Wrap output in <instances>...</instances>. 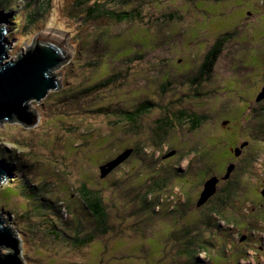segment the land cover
I'll list each match as a JSON object with an SVG mask.
<instances>
[{"label": "rangeland", "instance_id": "rangeland-1", "mask_svg": "<svg viewBox=\"0 0 264 264\" xmlns=\"http://www.w3.org/2000/svg\"><path fill=\"white\" fill-rule=\"evenodd\" d=\"M104 1L116 7L118 0ZM24 2L26 0H6L5 7L0 10V20L5 17L0 26L5 29L8 43L4 62L25 54L42 33L55 34L63 40V45L69 47V55L47 72L56 87L46 90L39 101L35 98L27 100L36 114L34 123L28 125L14 118L0 119V157L4 154L12 157L16 173V176L12 172L13 177L0 180V217H6L9 222L20 246L23 263L159 264L164 260L170 263L178 257L181 263L177 264H186V256L176 254L177 246L170 237L176 236L170 231L175 232L184 219L193 215V211H185L183 206L194 207L195 194L202 189L203 182L200 181L206 176V170L209 172L206 177L221 175L232 152L246 145L241 157L252 152L250 149L257 153L252 173L243 176L250 187L246 198H256L254 195L260 189L258 182L264 179L263 149L242 131L252 114L251 107L257 106L258 84L263 81L264 85V72H258L250 64V61L258 63L264 55L261 47H264V15L239 20L250 5L254 6L252 0H227L224 6L222 3L209 7L214 10H206L208 3L204 0H128L124 3L125 8L140 13L133 19L118 23H112L108 18L98 20L100 23L92 20L78 29L76 26L71 28L73 25L63 28L66 23L63 12L70 0H64L63 9L57 13L53 10L45 13L42 20L32 14L34 6L27 7ZM26 11L36 24L25 25ZM162 15L174 18L160 19ZM232 18L237 20L233 22V28L239 32L238 36L225 45L216 65L205 78L201 87L205 94L197 95L189 89L191 82L186 79L196 74L205 50L218 34L231 28L229 20ZM18 22L24 24V28L16 24ZM98 27L108 32L105 40L88 38L90 34H96ZM68 28L71 29L68 31ZM74 31L78 33L71 36ZM85 40L90 45L83 44ZM257 43H261L260 48L256 47ZM164 78H168L167 82ZM98 83L101 86L92 89ZM128 100L130 104L125 103ZM143 100L154 101L155 106L135 126L111 112L123 106L133 108ZM192 104H198V110L207 113L209 120L198 129L190 130L189 124L166 117L171 120L172 127L167 131L169 134L164 137V143L156 148L154 142L159 139L152 136H157L156 121L162 118L164 110L166 114L169 111L173 114L179 109H190ZM244 110L245 113L240 115ZM226 119L229 123H225ZM247 139L248 144L241 147ZM136 144L139 146L137 154L130 153L112 171L101 176L100 166L106 160ZM169 148L176 152L170 153ZM185 153L188 155L182 160L177 159ZM1 158L0 164L4 165ZM199 161L203 164L199 165ZM169 163L179 169L190 168L188 173H192L194 167H204L182 186H175L173 180L167 182L166 186L173 189L169 190L170 196L163 197L164 209L146 218V226L141 231L142 214L148 213L143 208L142 214L135 213L138 193L151 186L157 172L167 169ZM235 163L238 164L237 160ZM40 180L46 181L47 189L36 182ZM84 181L103 198L108 213L105 232L84 243H68L64 234L67 231L75 233L76 229L63 224L64 221L69 220L72 225L81 221L83 234L93 232V225L89 224L85 208L78 199L79 186ZM43 193L50 200L47 206H40L36 199ZM182 199H185L184 204H181ZM62 201L76 208L69 212L71 207L65 203L59 211L57 202ZM249 204L243 208L244 213ZM260 218L264 219L257 215L253 221V226L258 229L264 228ZM243 224L242 230L247 223ZM221 233L222 230L216 228L211 236L217 238ZM232 239L238 242L234 231L233 234L230 231L229 238L223 243ZM217 243L213 249L221 247V243ZM258 244L259 248L264 246L263 240L260 239ZM196 247L201 248L199 258H204V262L209 263L208 259L213 258L211 264H232L229 250L227 256H221L214 255L206 243H198ZM247 250L250 260L245 254L244 261H249L246 264L255 261V264H264L261 251L255 259L258 250Z\"/></svg>", "mask_w": 264, "mask_h": 264}, {"label": "trees", "instance_id": "trees-1", "mask_svg": "<svg viewBox=\"0 0 264 264\" xmlns=\"http://www.w3.org/2000/svg\"><path fill=\"white\" fill-rule=\"evenodd\" d=\"M109 1H111L112 3L114 2V0H109ZM127 1L128 0H118L117 6L112 7L110 4L105 3L104 0H70V4L67 7H65V13L63 12V14L65 15V21H66V23H64L65 26L63 28L73 25L71 28L76 26V28L79 29L84 24L91 22L92 20L96 23H100L97 21L104 20V18L110 19L112 23H118L122 21L131 20L135 16H138L140 13L138 12V10L134 11L133 9L129 11L128 9H126L124 3H127ZM204 1L208 3L207 7L205 8L206 10H208L210 9L209 7L211 5L221 6L220 4L224 3L222 5L224 6L227 0H204ZM252 1L255 2L254 6L250 5V9H248L247 11L245 10L242 13L243 16L239 19L240 21H245L252 15L254 17L264 15V0H252ZM5 2L6 0H0V10H2L1 8L5 7L6 5ZM63 3H64V0H26V2H24V5H26L27 7L31 6V8L34 6V8L32 9V14H35L36 16H38V19L42 20L43 15L49 12L50 10H53L54 13H57L59 9L61 8L63 9V6H64ZM201 8L204 9V7L202 6V3H201ZM210 10H214V9H210ZM247 12H251V13L248 14ZM233 14H235V12ZM24 15H25L24 16L25 25L36 24L35 23L36 21L33 20L29 16L28 11H26ZM164 18L173 20L174 17L171 18L170 15H162L160 17V19H164ZM2 20H5V17H2L0 21ZM234 21H237V20L233 18L232 20L230 19L229 22H231L232 24V26L230 25L231 28L226 29L225 31L224 30L221 31L218 34V36L214 39L213 43L209 45L208 49L205 50L204 59L202 63H200L199 66L197 67L196 74L194 76H191L190 79H186L187 82L188 81L191 82L189 89H192V91H194L195 94L197 95L205 94V91H203V88H201L204 85L205 78L208 76V73L210 72V70L216 65L220 55L224 51L225 45L228 42L237 38L239 32L236 31L235 28H233V26H235V24H233ZM225 23H226V27L228 28L229 27L228 21ZM16 24H19L21 27L24 28V24L20 22ZM71 28H68V31ZM77 31H74V33H72L71 36L75 35V32ZM107 34L108 32L106 30L101 31L100 28L98 27L96 34H90L88 38L94 37V40L96 41L101 40V39L105 40ZM83 44L87 46L90 45V43H88L87 40L83 41ZM260 44L261 43H257L256 47L258 48ZM72 47L74 46L72 45ZM261 47L264 49L263 46ZM133 53L134 51L131 53L129 52L126 55H130ZM140 54L141 53H139L138 56H141ZM259 61H261L262 63H259ZM259 61L258 63H254L250 61V64H253L255 69L258 72L260 71V73H262L264 72V69H263L264 55H263V58ZM247 65L249 64L247 63ZM167 79L168 78H164L163 80L167 82L166 81ZM262 83L263 81H261L260 84H258L259 89L257 88L258 90L256 91L255 97H257L258 100L255 99V101L257 102V106H255V108L251 107L252 114L248 117L247 125L244 127V129H242V131H245L247 134H249L252 137L250 139H253V142H256L261 145L262 147L261 150L263 149L262 153L264 154V97L262 98L258 97L259 92L263 89L262 87L264 86L262 85ZM105 84H107V82L104 83V85ZM100 86H101L100 83L95 84L92 86V89H97ZM80 93H82V91ZM130 102L131 101L128 100L125 103L130 104ZM170 104L173 105V102H170ZM154 106H155L154 101L143 100V101L137 102V104L133 108H127L123 106V107L117 108L112 111L110 110V111L114 115L119 116L120 119L124 121H128L129 124H131L132 126H135L139 123L141 119L143 120L142 118L143 115L144 116L147 115L149 111L154 108ZM198 107H200L198 104L196 105L192 104V107L190 109L187 108L188 110L179 109L176 111L177 113L175 112L177 117H175L174 112L172 114L169 110H167V112L168 111L169 112L168 114H166L164 110V115L162 116V118L156 121L157 123L156 126H158L157 136L155 135L152 136V138L158 137L159 139L158 142H154L155 147L157 148L164 143L165 141L164 137L169 134L167 131H169L170 128L172 127V124L170 122L171 120L166 117H169L172 119L176 118L175 120H177L178 123L189 124L190 130L198 129L207 120H209L208 114L199 111L198 109L200 108ZM243 113H245V110L240 115H242ZM240 115H239V118L241 117ZM233 129L234 128H232V130ZM243 144H244V141L243 143L240 144V146ZM127 149H131L132 150L131 153L137 154L139 146L136 144L133 148H127ZM127 149L125 148L123 151ZM145 149L146 147H144V150ZM250 150L252 152L249 151L246 157L242 156L240 159L237 160L238 164L235 166L236 168L234 169V171H232L233 170L232 169L231 171L227 172L228 165H226L223 168L221 175H216V174L212 175V177L214 175L215 177H217L218 182H216L215 184V189L213 193L205 201L197 205V202L200 197V192H201L200 190V192L199 193L197 192L196 194L197 197L195 198L193 208L190 209L191 206H188L187 208L186 206H183L185 211H193V215L191 216V218H188L187 220L184 219V223L179 228H177L175 232L170 231L171 233H175V236H176L174 237L173 235H171L170 237L174 238L173 241H175V245L177 246L176 251L178 253L176 254H180L179 256H181V254L186 256V259H187L186 264H197V263L211 264L214 262L213 258L211 260L210 258L208 259L209 263H207V260H205L204 262V258L203 259L199 258V255L202 254L201 252L202 250L201 248L196 247L198 243L208 244L209 247L212 248V252L214 253V255L220 254L221 256H227L229 254V258L233 259V254L235 253V250H233L232 247L234 243L231 240L229 241L226 240L227 242H224V243L223 241L224 239L229 238L230 231L233 234L232 228L233 227L236 228L239 222H240V225L242 226L244 225L243 224L244 222L247 223V226L249 224L248 226L249 233L247 232L249 241L247 244H245V247H244L245 250L242 249V251L240 252V255L238 254L239 260H240L238 261V264L241 263V261L244 260L246 256L248 259L247 248L252 251L257 250L256 244L258 243V239H255L256 236H254V233L256 232H258V234L264 233V228L260 227L258 229L254 227L253 221L256 220L255 217L257 215L262 217L264 216V213L258 212L261 210L255 207L254 205L255 199L246 198V196L248 195V192L250 193V191H248L247 188H250V187H248L249 183L246 180L245 181L243 180V176L244 175L247 176V174L252 173V165L254 161L256 160L255 155H257L255 150H252V149ZM191 152L194 153L196 156V153L194 151H191ZM119 154L112 157L111 159L106 160L105 163H103L101 166L115 159ZM186 154L188 155V153H185L184 155L181 154L178 158L176 156V158L182 160L183 156H185ZM201 154L202 152H199V155ZM1 159L4 162V164L8 166L10 170H12L13 174L16 176V173L14 171L13 164H12V162L14 163L15 160L12 157L8 158L5 154L2 155ZM177 159H175V161ZM22 162L23 164L25 163V161L23 160ZM200 163L202 162L199 161L198 164L200 165ZM24 166L26 167V165ZM167 166H168L167 169L162 168L157 172V174L155 175L156 178H153L155 180L151 182V186L145 189L142 193H138V198H137V203H136L137 209L135 213H138V214L139 212L141 213L142 208L148 213V215L141 213L143 215L142 221L144 222V224L139 226L141 227V231L144 230L143 226H146V220H147L146 218H150L154 214L158 213L159 210L162 211L164 209L165 201L163 197L164 196L166 197L167 195L170 196L171 192H169V190L172 191L173 189V188L170 189L169 187L166 186L167 182L173 180L175 181L174 183L175 186H178V185L182 186L184 185V183L189 182V180L191 181L192 177H194V174L200 171L202 167H204V166L194 167V171L192 170V173H188V170L190 172V168L188 169V167L184 169H179L174 163H169L167 164ZM208 173L209 172H207L206 170V176L208 175ZM206 176L203 177V179H201L200 182L204 183L206 180L210 178L209 176L208 177ZM29 177H30V183H31L32 177L31 176ZM36 182H39L38 184H40L41 188L47 189L46 181L40 180ZM91 187L92 185H90L87 181H84L83 183H81V185L79 186V190H78V199L81 203V206L85 208V211L87 213L86 218L89 219L88 220L89 224L91 226L93 225V232H87L83 234L82 227H81L83 223L81 224V221H79L77 225H72L69 222V220L64 221L63 224H69L72 228L76 229L75 233H71V231H67V233L64 234L67 237L65 239L68 241V243H71L73 241L77 243H84L86 241H89L95 238L96 234L105 232V226H106L107 219H108V213L106 212V208L104 207V204L102 201L103 198H101L95 190L90 189ZM186 194H189V192L186 191ZM36 199H38L40 206L42 205L47 206V202H50V200L44 193H43V196L40 197V199L38 196L36 197ZM184 202H185V199H182L181 204H184ZM65 203L68 204L67 201L57 202L59 211L60 209H62V206ZM247 203L252 204V209H250L251 204H249V209L246 211V213H244L243 208H245ZM68 205L71 207L70 210L68 209L69 212H71L72 209L76 208V207H72L70 204ZM155 208H158V210L155 211ZM180 214L183 215L181 211H180ZM259 220L260 222L262 221V224L264 227V219L260 218ZM216 228H219L222 230L220 237L218 236L219 238L218 237L215 238L211 236V233L214 230H216ZM177 232L180 234L178 235ZM69 235H72V237L70 238ZM216 242H219L217 244L221 243V247L219 249H213V248H216ZM230 244L232 245V247L230 246ZM228 245L231 248H228ZM227 250L230 251L228 254L226 253ZM163 254L164 253H162V255ZM167 254L171 255V253H166V255ZM249 259H250V255H249ZM171 261L170 263H168V261L164 260V261H161L159 264H177V262L181 263L178 257H176L175 259ZM234 263L235 262L232 261V264Z\"/></svg>", "mask_w": 264, "mask_h": 264}, {"label": "water", "instance_id": "water-1", "mask_svg": "<svg viewBox=\"0 0 264 264\" xmlns=\"http://www.w3.org/2000/svg\"><path fill=\"white\" fill-rule=\"evenodd\" d=\"M3 29L4 27L0 26V63L7 56V39L5 29ZM63 43L65 42L59 37H55V34L42 33L35 39L33 47L25 54H19L15 62L7 61L0 65V119L14 118L28 125L35 122V111L26 102L29 98L39 101L46 90L56 87L47 70L67 59L69 47H65ZM258 97H264V88ZM131 152V149H127L115 159L101 166V176L111 171ZM233 167V164L228 165L227 172L231 171ZM216 182L217 177L213 176L203 183L197 205L213 193ZM1 224L0 220V264H24L20 246L13 232L1 227Z\"/></svg>", "mask_w": 264, "mask_h": 264}, {"label": "flooded vegetation", "instance_id": "flooded-vegetation-1", "mask_svg": "<svg viewBox=\"0 0 264 264\" xmlns=\"http://www.w3.org/2000/svg\"><path fill=\"white\" fill-rule=\"evenodd\" d=\"M248 14H250L251 12H247ZM258 90V89H257ZM225 123H229V120H225ZM222 124H224V123H222ZM250 139V138H249ZM245 141H247V142H249V140L247 139V140H245ZM248 144V143H247ZM245 145V144H244ZM246 146V145H245ZM244 146V147H245ZM244 147L243 148H240V149H237V151L235 152H232L233 154H232V156L230 157L231 158V160L227 163V165H229L230 163H233L234 164V167H233V170L232 171H234V169L236 168L235 166H236V163H235V160H238L241 156H240V154L242 153V149H244ZM167 148V147H166ZM170 149V151H172V152H176L175 151V149L174 148H169ZM231 149V148H230ZM168 150V149H167ZM235 150V149H234ZM175 155V154H174ZM172 157V156H171ZM238 162V161H237ZM259 183V185H260V189L258 188V193L257 194H255V201H254V205H255V207L256 208H258V209H260L261 211H259V212H262V213H264V179H263V181L262 182H258ZM201 190V189H200ZM200 191H198V193H199ZM197 194V193H196ZM196 194H195V197H196ZM264 217V216H263ZM256 218V217H255ZM248 226H249V224H248ZM248 226L246 225V227H244L243 228V230L246 232V238L244 239V240H242V239H240V236H241V225H240V222L237 224V226H236V228L235 227H233L232 228V230L235 232V234H236V236H237V238H238V242H235L233 239L231 240L233 243H234V245H233V250H235V253L233 254V259H232V261H234L235 263L234 264H238V261H239V255H240V251L242 250V249H244L245 250V244H247L248 243V241H249V239H248V235H247V232H248ZM243 237H245V235H243ZM237 252V253H236ZM239 254V255H238ZM263 254H264V252H263Z\"/></svg>", "mask_w": 264, "mask_h": 264}, {"label": "bare ground", "instance_id": "bare-ground-1", "mask_svg": "<svg viewBox=\"0 0 264 264\" xmlns=\"http://www.w3.org/2000/svg\"><path fill=\"white\" fill-rule=\"evenodd\" d=\"M3 63H5V62H4V59L1 61L0 65L3 64ZM49 69H50V68H49ZM49 69H48V70H49ZM48 70H47V72H48ZM50 70H51V69H50Z\"/></svg>", "mask_w": 264, "mask_h": 264}]
</instances>
